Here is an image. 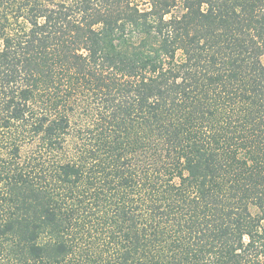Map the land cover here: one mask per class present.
Listing matches in <instances>:
<instances>
[{
    "label": "trees",
    "instance_id": "obj_1",
    "mask_svg": "<svg viewBox=\"0 0 264 264\" xmlns=\"http://www.w3.org/2000/svg\"><path fill=\"white\" fill-rule=\"evenodd\" d=\"M0 264H264V0H0Z\"/></svg>",
    "mask_w": 264,
    "mask_h": 264
},
{
    "label": "rangeland",
    "instance_id": "obj_2",
    "mask_svg": "<svg viewBox=\"0 0 264 264\" xmlns=\"http://www.w3.org/2000/svg\"><path fill=\"white\" fill-rule=\"evenodd\" d=\"M145 0H142V2H144ZM78 116L77 115H73V116H71V119L72 120H77L78 118H77Z\"/></svg>",
    "mask_w": 264,
    "mask_h": 264
}]
</instances>
